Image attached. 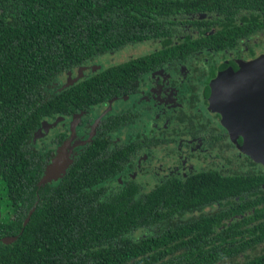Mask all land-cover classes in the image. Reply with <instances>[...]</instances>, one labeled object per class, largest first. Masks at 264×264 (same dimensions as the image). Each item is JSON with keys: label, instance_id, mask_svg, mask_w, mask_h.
Wrapping results in <instances>:
<instances>
[{"label": "trees", "instance_id": "1", "mask_svg": "<svg viewBox=\"0 0 264 264\" xmlns=\"http://www.w3.org/2000/svg\"><path fill=\"white\" fill-rule=\"evenodd\" d=\"M203 22L213 31L163 36ZM259 27L264 0H0V237H12L0 241V264H264L263 249L246 254L264 247V168L246 155V169H201L140 192L131 179L101 184L137 151V142L106 139L126 115L101 119L55 184L39 181L44 160L29 142L43 116L126 94L148 66L144 57L127 58L48 91L92 56L161 37L167 47L148 56L167 60L205 44L227 46ZM213 203L220 207L211 213L174 217ZM138 229L145 234L131 237Z\"/></svg>", "mask_w": 264, "mask_h": 264}, {"label": "flooded vegetation", "instance_id": "2", "mask_svg": "<svg viewBox=\"0 0 264 264\" xmlns=\"http://www.w3.org/2000/svg\"><path fill=\"white\" fill-rule=\"evenodd\" d=\"M246 12V9L237 12L234 15V21L237 22L239 15L246 14ZM202 17L203 14H200L199 18ZM214 26L215 24L208 25L204 22L195 26L190 23H184L180 25L181 30L177 32L172 30L170 33L163 34V36L167 40L171 38L170 41L185 35L199 37L212 32ZM145 39H147L146 43H141V40ZM145 39L124 43L123 46L128 45L129 48H133L131 44L141 43L136 45V49L140 50L139 46L141 51L135 53L134 56L129 55L115 62L119 63L127 58H146L144 63L148 66H145L144 68L146 69L142 70L132 82L134 88L130 92L112 96L85 110H78L67 115L52 114L43 116L39 120L38 125L32 131L29 141L40 160H44L39 181L46 182L48 185L55 184L58 178L62 176L68 162L78 153L81 145L94 135L98 122L109 116L118 118L123 115H126V121L117 122L107 133L106 139H108L109 146L126 143L134 146V142L139 145L134 156L123 165L116 175L102 181L101 184L103 186L116 187L127 179H131L138 185V190L142 192L170 176L183 179L201 169L212 168L224 173L243 169L241 167L247 168L244 164L246 159H244L243 155L245 154L238 150L234 143L229 140L225 129L219 124L218 114L206 108L204 88L217 70L221 69L218 68V65L224 64V68L225 66L231 67L230 64H235L236 67V64L240 61H246L263 54L264 28H253L243 32L236 37L233 43L227 46L213 47L205 44L190 50L186 54H181L182 52L172 54L167 60H165L164 56H148L153 52L156 53L161 48L167 47L168 43L165 40L162 41L161 37H148ZM152 45H154V49L151 50ZM123 46H118L108 51L119 53ZM124 51L126 52V49H123ZM94 56L59 75L61 78L58 76L60 79L58 86L56 80H52L47 86L48 91H54L56 88L62 87L66 79L71 80L72 83L95 72V70L108 66L100 67L99 65H94L92 61ZM211 71H213L212 75L210 74ZM195 95L200 97L202 108L208 112L209 117L201 118L197 109L191 111L192 99ZM172 107H179L178 111L182 112L181 119L176 121L174 115L167 114L163 123V112ZM151 114H156V116H154V121L147 125V117H150ZM158 119H160V123L157 121ZM170 124L173 125L172 128ZM122 128H126V133L123 137L120 136V129ZM37 138H42V141L38 144L35 142ZM175 141L176 143H174ZM168 143H171L170 145L179 151L177 153L178 156L171 159L175 162L187 163L188 167L193 161L198 163L200 161L201 163L204 160H208L210 162V158L215 156L217 150L219 154L222 152L223 155H221L220 161L228 169L224 166L223 169L211 167L210 165L201 166L200 168L195 166L192 169L189 168L186 173L181 175L168 173L162 179L144 189L143 185L146 181H143L142 178L146 177L148 171L158 166L148 161L150 158H154L152 150L155 151L160 149V147L164 148V145ZM187 149L189 151L185 155L184 151ZM64 151L70 158L66 164H61V168L55 172L50 167V162L58 154L64 157ZM190 151L196 154L190 155ZM236 153L240 157H236ZM165 170L167 171V167ZM46 173L47 176H45ZM140 177L141 179H139ZM218 207H220L218 203L205 204L196 210L185 211L174 217L179 219L193 218L200 213H211ZM261 220L264 223V212L261 213ZM262 244L264 246V243ZM260 249L264 250V247ZM252 250L254 248L249 251Z\"/></svg>", "mask_w": 264, "mask_h": 264}, {"label": "water", "instance_id": "3", "mask_svg": "<svg viewBox=\"0 0 264 264\" xmlns=\"http://www.w3.org/2000/svg\"><path fill=\"white\" fill-rule=\"evenodd\" d=\"M69 83L66 79L62 86ZM205 100L235 147L264 168V53L234 69L217 70L207 83ZM11 239L0 237L4 243Z\"/></svg>", "mask_w": 264, "mask_h": 264}, {"label": "rangeland", "instance_id": "4", "mask_svg": "<svg viewBox=\"0 0 264 264\" xmlns=\"http://www.w3.org/2000/svg\"><path fill=\"white\" fill-rule=\"evenodd\" d=\"M146 40H141V43H146ZM136 42V41H135ZM244 42V41H243ZM242 42V43H243ZM141 43H135V44H131L133 45V48H129L128 45H121L123 46L120 50L119 53H114L112 51H107V52H102L99 53L97 55L94 56L93 58V64L94 65H99L100 67L118 62L122 59H124L125 57L132 55L134 56L135 53H137L138 51H141V48L138 46V48L140 50L136 49V45L141 44ZM262 43H263V39H262ZM145 46H149V45H145ZM154 45H152V49ZM148 48V47H147ZM123 49H126V52H123ZM144 48L142 49L143 52ZM92 63V62H91ZM59 78H61V76H59ZM193 100V105L191 107V111H194L193 109H197L199 111L200 117L202 118H206L209 117L208 112L202 108V104L200 102V97L197 95L194 96ZM129 102V101H127ZM179 107H172L169 110H165L163 112V123L165 115L167 114H171L172 116L174 115V118L177 120H180L182 117V112L179 110ZM190 110V108H189ZM184 112V111H183ZM154 116H156V114H151L150 117H147V125L150 124L151 122L154 121ZM159 123L161 122L160 119L157 120ZM171 125V124H170ZM173 127V125H171V128ZM126 133V128H122L120 129V136L123 137ZM119 135V134H118ZM42 141V138H37V140H35V142L38 144ZM67 141V140H66ZM176 143V141L174 142ZM171 143H168L166 145H164L165 147H160V149L157 150H152V154L154 155L153 159L150 158L148 161L151 162L153 165H158L157 167H155L154 169H152L151 171H148V173L146 174V177L142 178L143 181H146L143 185L144 189L147 188L148 186L152 185L154 182L160 180L163 178V176H165L168 173H172L175 175H181L182 173H186L187 170H189V168H194L195 166H197L198 168H200L201 166H206V165H210L211 167H215V168H221L223 169V166L228 169L225 164L223 162L220 161L221 159V155L222 152H219L216 150V154L214 157L210 158V162H208V160H204L203 162L199 163L196 161H193L191 163V165L188 167L187 163L181 162V161H174L171 160L172 157H177V153H179V151L173 147L172 145H170ZM188 149L184 151V154L187 155L188 153ZM191 152V151H190ZM218 152V153H217ZM62 153V152H61ZM65 155L64 157H61L60 154H58L56 157H54L52 159V161L50 162V167L57 172L60 168H61V164L64 165L66 164V162L68 161V159L70 158V156H67L66 151H64ZM195 152H191L190 155H195ZM239 155L238 153H236V157H240L237 156ZM62 158H63V162H62ZM169 161V162H168ZM160 164V165H159ZM165 167V168H164ZM167 167V171L165 170ZM130 171V170H129ZM141 179V177L139 178ZM131 237L133 238H137L140 235H144L145 231L142 229H138L135 230L134 232L130 233ZM258 249H260L259 247L254 248V250L252 251H247L246 254L251 255L252 253L256 252Z\"/></svg>", "mask_w": 264, "mask_h": 264}]
</instances>
